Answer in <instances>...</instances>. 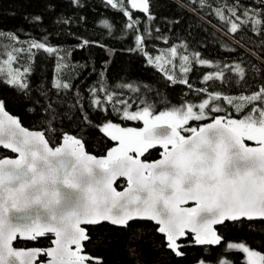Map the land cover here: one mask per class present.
Returning <instances> with one entry per match:
<instances>
[{"label":"snow or ice","instance_id":"6c2138e0","mask_svg":"<svg viewBox=\"0 0 264 264\" xmlns=\"http://www.w3.org/2000/svg\"><path fill=\"white\" fill-rule=\"evenodd\" d=\"M73 2L82 6L80 0ZM259 3L261 8H246L240 0L231 3L199 0L198 7L211 10L214 6L213 14L230 25L232 33L248 26L258 35H264V0ZM105 4L126 17L122 34L113 38L123 40L131 34L134 47L128 51L142 52L147 63L155 64L168 82L186 85L200 102L182 103L154 114V106L139 98L141 107L132 111L129 101L109 92L105 85V99L111 102V107L101 109V100L94 99L91 103L97 110H110L125 120L142 121L143 127L103 123L102 131L118 144L105 157L97 158L87 154L82 139L74 135L62 133L63 144L49 147L45 132L21 127L0 100V147L18 154L16 159L0 158V264H45L38 260L42 255L48 257L46 264H102L82 254V242L89 240L86 227L102 222L127 227L137 219L156 221L158 231L166 236L167 247L177 256H183L178 241L189 230L197 244L220 245L222 236L217 234L215 225L264 219V84L248 83L246 69L240 64L222 66L212 64L198 53L180 52L187 49L186 44L168 49V64L174 66V58L179 55L180 71L184 74L170 75L161 63L164 56H151L145 50L151 32L145 25L144 34L138 33L143 22L134 18L130 10L148 14L145 21L154 20L151 0H105ZM33 19L39 21L40 17ZM99 24L113 36V24L108 19H101ZM123 28L130 33L123 32ZM8 35L16 38L14 34ZM93 43L85 39L80 47ZM33 49L63 59L59 58L61 50L48 46L47 39L31 40L27 48L12 49L0 60V73L5 72L3 65H7L6 78L0 76V84L13 86L25 94L30 91L27 81L30 68L20 70L15 62L21 52H28L34 58ZM193 63L215 69L203 76L206 83L229 84L226 73L235 72L243 82L237 89L241 94L209 91L208 86L194 89L187 79ZM64 67L60 62L56 64L57 79L53 82L56 89L71 87L63 82ZM231 86L236 87V82H231ZM117 87L140 92L131 83ZM99 91V87L90 89L93 95ZM229 106L242 113L241 118H233L227 110ZM207 119L212 122L198 128L188 126L190 121ZM83 121L86 126L95 127L87 115ZM246 140L255 142L256 146H249ZM156 146L163 148L161 159L154 162L140 159ZM118 177H126L124 191L113 186ZM189 201L196 206L184 207ZM46 234H54L53 247L23 250L12 246L18 235L34 241ZM226 248L246 254V264H264V255L245 243H229ZM219 264H231V261Z\"/></svg>","mask_w":264,"mask_h":264},{"label":"trees","instance_id":"16d2710c","mask_svg":"<svg viewBox=\"0 0 264 264\" xmlns=\"http://www.w3.org/2000/svg\"><path fill=\"white\" fill-rule=\"evenodd\" d=\"M220 2L215 0V3ZM198 3L199 0H151V14L155 17L151 21H145L148 14L130 9L133 17L143 22L138 33L144 34L145 25L151 32L144 45L148 54L164 56L161 63L169 74L174 72L176 77H181L184 74L180 71L179 55L174 58V66L169 65L167 51L172 46L186 44L187 49H180V52L198 53L212 64H240L246 69L245 80L248 83L264 84V35H258L248 26H241L232 33L230 25L213 14L214 6L211 10L207 7L201 9ZM240 3L246 8L262 7L259 0H240ZM80 5L73 0H0V60L6 58V53L12 49H25L29 41L43 42L44 39H47L48 46L60 49L59 58H63L60 60L36 49H33L34 58L28 52L19 53L15 66L20 70L30 68L27 77L30 91L25 94L13 86L0 84V100L22 124L45 132L53 146L61 143L62 133L74 135L82 139L88 152L100 156L118 144L102 131L103 123L112 122L122 127L141 124L140 121L125 120L110 110H97V106L91 103L94 99L101 100V109L111 107V102L105 99V85L109 92H116L123 100L129 101L132 111L141 107L139 98L154 106V114L179 107L182 103L200 102L186 85L168 82L167 76L155 64L147 63L142 52L128 51L134 47L131 34L123 40L113 38L122 34L126 21L124 15L108 7L105 0H80ZM33 17H40V20ZM101 19H108L113 24V36H109L99 24ZM123 32L130 33V30L123 28ZM8 34H14L16 38L12 39ZM85 39L95 43L81 48L80 42ZM58 62L66 66L62 69V79L71 85L68 89L53 87ZM3 67L5 72L0 76L6 78L7 65ZM213 71L212 66L193 63L187 79L194 89L208 86L209 91L241 94L237 89L243 82L235 72L226 73L229 84L221 86L220 81L206 83L203 76ZM231 82H236V87H232ZM122 83H131L140 92L117 87ZM96 87L100 91L93 95L90 89ZM227 110L233 118H241L242 113H236L232 107ZM85 115L95 127L86 126L83 121ZM208 120L190 121L188 126L198 128ZM162 152L163 148L156 146L142 158L156 160ZM13 155L0 148V158ZM126 183L121 179L116 185L121 189ZM88 230L86 250L102 264H197L201 261L219 264L223 257L232 259L233 264H246L244 253L226 248L233 242L246 243L264 255V219L238 223L225 221L217 226L218 234L222 236L220 245L197 244L195 236L188 232L178 241L183 256H177L167 247L166 236L151 220L130 221L127 227L102 222L88 226ZM51 239L52 235L47 234L38 238L36 243L47 246Z\"/></svg>","mask_w":264,"mask_h":264},{"label":"water","instance_id":"95a60500","mask_svg":"<svg viewBox=\"0 0 264 264\" xmlns=\"http://www.w3.org/2000/svg\"><path fill=\"white\" fill-rule=\"evenodd\" d=\"M5 110L10 114V115H12V116H14V117H16L14 114H12L9 110H7L6 108H5ZM17 118V117H16ZM18 119V118H17ZM19 120V119H18ZM212 121H211V119L210 120H208V121H206V122H204V123H211ZM203 123V124H204ZM20 124H21V127H23V128H27L29 131H41V130H37V129H32V128H29V127H26L24 124H22L21 122H20ZM184 135H190V133L189 134H184ZM45 139H47L48 140V138H47V136L45 135ZM79 139V138H78ZM48 142H49V147H53V148H55V147H59V146H61L62 144H63V140L61 141V143L59 144V145H57V146H53L51 143H50V141L48 140ZM245 143L246 144H248L249 146H251V147H255L256 146V144L255 143H248L247 141H245ZM0 148H3V147H0ZM5 149V148H4ZM7 150V149H6ZM84 150H85V152L87 153V154H89V155H93V154H91L90 152H88L86 149H85V147H84ZM10 152H12L11 150H9ZM12 153H14V152H12ZM107 155V154H106ZM106 155H100V156H96V155H93V156H95V157H97V158H101V157H105ZM3 158H6V159H16V158H18V154H16V153H14V155L13 156H6V157H3ZM162 158V155L158 158V159H156V160H159V159H161ZM140 159L141 160H144L142 157H140ZM156 160H152V161H148V160H144V161H146V162H154V161H156ZM120 178H126V177H118L115 181H114V184H113V186L116 188V190L117 191H124L126 188H127V185L125 186V187H123V188H121V189H118L117 187H116V182H117V180L118 179H120ZM184 207H195L196 205H195V202H193V201H189L187 204H185V205H183ZM259 219V218H258ZM137 220H147V219H137ZM152 221V220H151ZM157 226H158V228H159V225L157 224V222L156 221H153ZM109 223V222H108ZM111 224V223H110ZM82 226H84V225H82ZM217 226H219V225H215L214 226V228L216 229V232H217V234H218V231H217ZM189 233H190V230L188 231ZM86 233H87V235H88V232H87V228H86ZM161 234H163V233H161ZM165 235V234H164ZM194 235V234H193ZM19 236V235H18ZM17 236V237H18ZM89 236V235H88ZM20 237V236H19ZM20 239H23V240H28V239H25V238H23V237H20ZM54 239H55V236H54ZM53 239V240H54ZM16 240H14L13 241V244H12V246L14 247V248H16V249H23V250H31V249H36V248H38V247H35V246H30V247H19V246H15L14 245V242H15ZM82 244H83V242H82ZM54 245L52 244V245H50V246H48L47 248H49V247H53ZM47 259H48V257H47ZM46 261L47 260H45L44 262H45V264H46ZM86 264H88V262H86Z\"/></svg>","mask_w":264,"mask_h":264},{"label":"flooded vegetation","instance_id":"af4514ba","mask_svg":"<svg viewBox=\"0 0 264 264\" xmlns=\"http://www.w3.org/2000/svg\"><path fill=\"white\" fill-rule=\"evenodd\" d=\"M121 179H125L126 180V178H120V179H118L117 180V182H116V184L119 182V180H121ZM126 182H127V180H126ZM126 185H127V183H126ZM125 185V186H126ZM116 187H117V185H116ZM118 188V187H117ZM119 189V188H118ZM87 228V232H89V230H88V226L86 227ZM47 235V234H46ZM52 235V239H51V242L53 241V239H54V234H51ZM88 235H89V233H88ZM41 238V237H40ZM38 240V239H37ZM37 240H30V239H28V240H23V239H20V237L18 236L17 237V239H16V241L14 242V245L15 246H19V247H30V246H35V247H38V248H40V249H46L48 246H50V245H52V243L50 242V244L49 245H47V246H45V245H39V244H37L36 242H37ZM18 241H20V242H23L24 244H19L18 243ZM85 242L86 241H84L83 242V252H82V254H84V255H88V256H90L91 257V255H90V253L86 250V247H85ZM26 243V244H25ZM73 248H75V246H73ZM38 260L39 261H45V260H47V257H45V256H40L39 258H38Z\"/></svg>","mask_w":264,"mask_h":264},{"label":"rangeland","instance_id":"374dc122","mask_svg":"<svg viewBox=\"0 0 264 264\" xmlns=\"http://www.w3.org/2000/svg\"><path fill=\"white\" fill-rule=\"evenodd\" d=\"M197 103H199V102H197ZM141 122V124H137L136 126H129V127H125V128H137V129H139V128H142L143 127V122L142 121H140ZM122 127V126H121ZM183 134V133H182ZM116 147V146H115ZM233 243H243V242H233ZM246 244V243H245ZM251 250H253V251H257V252H259L260 254H261V252L260 251H258V250H256V249H254V248H252L251 246H249L248 244H246ZM262 255V254H261ZM244 257H245V261H247V256H246V254H244ZM224 260H228V261H231V264H233L232 263V259H228V258H225V257H223L222 259H221V261H224ZM205 262V261H204ZM197 264H200V262L199 263H197ZM205 264H212V263H210V262H205Z\"/></svg>","mask_w":264,"mask_h":264}]
</instances>
